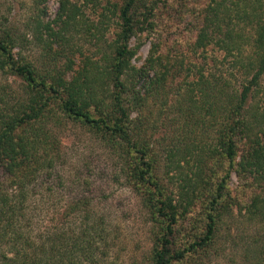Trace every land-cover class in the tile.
Listing matches in <instances>:
<instances>
[{
    "label": "trees",
    "instance_id": "16d2710c",
    "mask_svg": "<svg viewBox=\"0 0 264 264\" xmlns=\"http://www.w3.org/2000/svg\"><path fill=\"white\" fill-rule=\"evenodd\" d=\"M47 1L33 0L35 16L30 23L33 36L46 54L52 53L53 63L48 64L52 67L46 70L39 71L23 56L25 37L0 24V72L22 82V94L13 99V104L0 100L4 104L0 109V263L106 264L115 245L116 238L106 222L85 214L80 205H86L84 200L68 209L67 216L84 212L77 226L62 224L32 236L26 219L31 191L59 164L58 142L49 127L53 117L58 122L60 118L76 121L121 153L125 179L141 197L153 224L152 264H193L201 260L200 254L215 241L220 216L228 212L227 184L233 167L238 173L248 174L260 189L245 210L264 229V107L252 105L250 111L247 105L251 86L257 85L264 73V0H205L202 6L201 26L194 29L190 51L213 43L227 56L240 59L239 63L246 64L253 74L249 86L233 96L225 94V85L218 79L208 83L199 75L198 82L193 83L200 95L215 100L213 111L219 116L209 122L202 117L193 123L191 133L196 136L199 131L205 145L183 143L167 151L165 175L169 177L175 171L181 181L175 197L156 175L158 161L152 158L149 142L139 138V127L132 126L128 104L130 100H143L138 94L152 98L151 92L168 93L177 81L186 84L190 69H184L182 61L173 66L166 64L165 56L153 57L157 45H152L144 66L135 68L130 61L139 44L132 48L130 41L143 32L153 34L164 23L160 13L184 9L182 2L105 0L102 27L96 30L100 33L105 21L116 19L110 52L103 53L100 61L86 59L68 80L72 62L67 58L65 68L60 69L52 45L69 39L62 34L68 28L77 34L87 20L71 0H58L55 17L44 21ZM85 1L94 5L98 2ZM233 20L239 31L233 28ZM247 27L252 29L250 53L242 56L244 44L237 40ZM63 50L57 57L63 56ZM193 91V87H187L184 92L192 110ZM239 149L244 154L235 163ZM198 212L201 214L196 217ZM186 215H191L193 223L187 219L180 222ZM256 253L255 263L264 264V244Z\"/></svg>",
    "mask_w": 264,
    "mask_h": 264
},
{
    "label": "rangeland",
    "instance_id": "374dc122",
    "mask_svg": "<svg viewBox=\"0 0 264 264\" xmlns=\"http://www.w3.org/2000/svg\"><path fill=\"white\" fill-rule=\"evenodd\" d=\"M179 1L182 2L181 7L184 9L160 13L159 18L163 17L164 23L159 24V30L156 29L153 34L143 32L131 39L130 46L134 48L139 44V47L130 64L138 69L143 67L150 56L152 45H157V53L153 57L159 54L165 56L168 58L166 64L173 66L182 61L184 69L187 67L190 69L186 84L184 81H177L173 83L168 93L151 92L149 96L152 98H148L146 94L145 96L138 94L143 100H130V97L128 104L132 126L139 127L138 131L141 134L139 138H145L149 142L153 151L152 158L158 161L156 175L162 179L174 197L178 196L181 181L175 171L170 172L169 177L165 175L167 151L174 145L183 143L205 145V141L200 140L202 137L199 131L196 136L191 133L193 123L202 117L209 122L210 119H214L213 116L216 118L219 116V113L213 111L212 103L215 100L200 95L199 87L193 86V83L198 82L199 75L204 76L203 80H207L208 83L218 79L225 85V94L233 96L234 93L238 95L243 88L249 86L253 74L246 64L239 63L240 59L237 61L234 55L227 56L213 43L205 49L191 52L194 29L201 26L200 18L205 0ZM71 2L83 12V20H87L86 25L77 34L68 28V32H62L69 38L68 42L52 45L56 65L60 69L65 68L67 58L72 62V68L66 74L68 80L86 59L92 62L100 61L103 53L110 52L108 46L112 43L116 30L114 17L105 21V29H101L100 33L96 30L102 27L101 13L105 0H98L95 5L85 0ZM33 7V0H0V24L25 37L22 54L41 71L52 67L48 64L53 63L50 61L53 57L52 53L46 54L43 46L32 34L30 23L35 16ZM45 7V15L42 18L44 21L52 20L59 8L58 0H48ZM232 25L239 31L240 27L236 21L233 20ZM243 33L237 42L244 44L241 54L247 56L250 53L248 43L251 42L252 29L247 27ZM44 37L46 38L45 35ZM62 50L63 56L61 54L57 57L58 52ZM149 75L152 76V73ZM187 87L194 88L191 94L195 101V106L192 107L194 110L190 109L186 102L187 96L184 92ZM21 94V80L0 72V100L13 104V99ZM247 99L250 111L252 105L264 107V73L258 84L251 86ZM3 107L4 104L0 103V109ZM201 108L204 109L200 110ZM205 108L208 111H205ZM189 113L192 114L188 115ZM55 119L56 117H53L49 120V127L52 136L58 142L59 164L51 172L50 177L44 175L31 191L33 194L26 219L29 221L32 236L45 229L60 227L62 224L77 226L78 218H81L84 212L75 213L72 217L67 216L68 209L77 201L84 200L86 205H80H83L85 214H90L94 220L102 218L109 226L112 236L116 238L106 264H152L150 254L153 246V224L142 205L141 197L125 179L121 153L98 139L96 135L89 133L76 121L60 118L58 122V119ZM208 135L210 142L212 133ZM239 151L235 163L240 161L244 154L241 149ZM233 168L230 170L227 184L230 198L228 212L220 216L213 245L206 253L200 254V261L195 260L193 264H256L255 258L258 256L256 251L264 244V229L258 219L251 217L245 208L260 189L248 174L243 175ZM198 213L196 217L201 214ZM190 216L186 215L180 222L187 219L193 223ZM73 220L76 223H73ZM185 228L182 227V230Z\"/></svg>",
    "mask_w": 264,
    "mask_h": 264
}]
</instances>
